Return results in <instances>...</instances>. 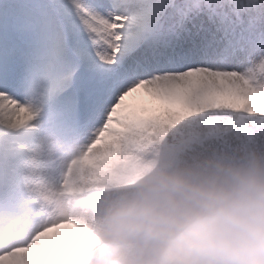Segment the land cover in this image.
<instances>
[{
	"label": "snow or ice",
	"instance_id": "1",
	"mask_svg": "<svg viewBox=\"0 0 264 264\" xmlns=\"http://www.w3.org/2000/svg\"><path fill=\"white\" fill-rule=\"evenodd\" d=\"M200 113L264 118V0H0V264H92L44 194Z\"/></svg>",
	"mask_w": 264,
	"mask_h": 264
},
{
	"label": "clouds",
	"instance_id": "2",
	"mask_svg": "<svg viewBox=\"0 0 264 264\" xmlns=\"http://www.w3.org/2000/svg\"><path fill=\"white\" fill-rule=\"evenodd\" d=\"M240 120L242 124L235 121ZM264 120L173 117L81 189L44 194L49 219H77L99 240L92 264H264Z\"/></svg>",
	"mask_w": 264,
	"mask_h": 264
},
{
	"label": "rangeland",
	"instance_id": "3",
	"mask_svg": "<svg viewBox=\"0 0 264 264\" xmlns=\"http://www.w3.org/2000/svg\"><path fill=\"white\" fill-rule=\"evenodd\" d=\"M129 102L141 103L147 107H157L159 105L158 101L154 100L152 97L148 96L146 93H143L142 91L140 93L134 94V97L130 98Z\"/></svg>",
	"mask_w": 264,
	"mask_h": 264
}]
</instances>
